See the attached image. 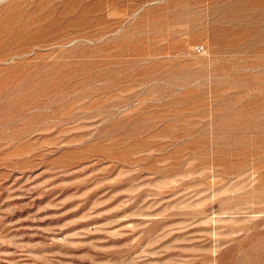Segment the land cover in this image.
I'll list each match as a JSON object with an SVG mask.
<instances>
[{"label":"rangeland","instance_id":"obj_1","mask_svg":"<svg viewBox=\"0 0 264 264\" xmlns=\"http://www.w3.org/2000/svg\"><path fill=\"white\" fill-rule=\"evenodd\" d=\"M0 264H264V0H0Z\"/></svg>","mask_w":264,"mask_h":264},{"label":"built area","instance_id":"obj_2","mask_svg":"<svg viewBox=\"0 0 264 264\" xmlns=\"http://www.w3.org/2000/svg\"><path fill=\"white\" fill-rule=\"evenodd\" d=\"M203 47L202 46H196L195 49L198 51V50H201Z\"/></svg>","mask_w":264,"mask_h":264}]
</instances>
